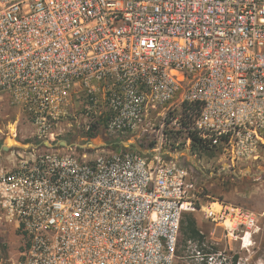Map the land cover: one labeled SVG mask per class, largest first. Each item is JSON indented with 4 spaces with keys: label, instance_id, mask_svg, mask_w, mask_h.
I'll list each match as a JSON object with an SVG mask.
<instances>
[{
    "label": "built area",
    "instance_id": "obj_1",
    "mask_svg": "<svg viewBox=\"0 0 264 264\" xmlns=\"http://www.w3.org/2000/svg\"><path fill=\"white\" fill-rule=\"evenodd\" d=\"M0 96L33 137H103L0 169L10 264H175L191 211L228 241L256 227L197 203L191 157L264 147V0H0Z\"/></svg>",
    "mask_w": 264,
    "mask_h": 264
},
{
    "label": "rangeland",
    "instance_id": "obj_2",
    "mask_svg": "<svg viewBox=\"0 0 264 264\" xmlns=\"http://www.w3.org/2000/svg\"><path fill=\"white\" fill-rule=\"evenodd\" d=\"M35 139L40 142L50 140L33 137L31 125L23 118L22 110L12 106L5 96H0V141L8 145L27 146L35 143ZM102 141L103 137L98 135L89 142L99 145ZM69 142L86 143L80 137H71ZM194 151L191 160L199 197L197 203L205 205L219 200L240 206L253 211L258 216V221L250 232L244 234L241 231L238 237L228 241L226 231L214 226L201 212H186L194 220L203 239L190 240L186 244L180 242L175 264H205L200 261L199 252L218 254L216 264H264V147L260 150L258 159L239 161L230 167L220 155L212 157ZM21 155L28 156L17 148L0 153V169L13 166ZM18 246L14 228L0 225V264H10L11 259L16 256Z\"/></svg>",
    "mask_w": 264,
    "mask_h": 264
},
{
    "label": "water",
    "instance_id": "obj_3",
    "mask_svg": "<svg viewBox=\"0 0 264 264\" xmlns=\"http://www.w3.org/2000/svg\"><path fill=\"white\" fill-rule=\"evenodd\" d=\"M78 147L80 149H96L98 147L101 146V144L96 145V144H92L90 142H86L84 144H78V143H72L69 142V140L67 139H60V140H56L54 142H50L49 140H43L40 143H29L27 146L22 145V144H13V145H8L5 143H2L0 145V153L2 152H9L12 150V148H17L20 149L22 151H26V150H31V149H37V148H69V147Z\"/></svg>",
    "mask_w": 264,
    "mask_h": 264
},
{
    "label": "trees",
    "instance_id": "obj_4",
    "mask_svg": "<svg viewBox=\"0 0 264 264\" xmlns=\"http://www.w3.org/2000/svg\"><path fill=\"white\" fill-rule=\"evenodd\" d=\"M67 140L71 141V137H65ZM90 138H87L86 140H84L85 142H87ZM35 143H40V140L35 139L34 140ZM3 142L0 141V145ZM203 239V235L201 234V232L199 231V229L196 227V224L194 222V220L186 215V213L183 216L182 222H181V241L180 242H184L186 244L187 241L190 240H199L202 241Z\"/></svg>",
    "mask_w": 264,
    "mask_h": 264
}]
</instances>
